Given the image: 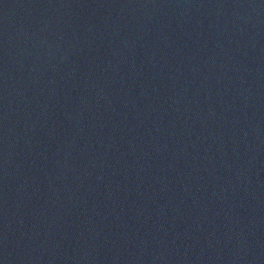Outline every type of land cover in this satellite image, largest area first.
I'll list each match as a JSON object with an SVG mask.
<instances>
[{"label":"water","instance_id":"1","mask_svg":"<svg viewBox=\"0 0 264 264\" xmlns=\"http://www.w3.org/2000/svg\"><path fill=\"white\" fill-rule=\"evenodd\" d=\"M0 264H264V0H0Z\"/></svg>","mask_w":264,"mask_h":264}]
</instances>
